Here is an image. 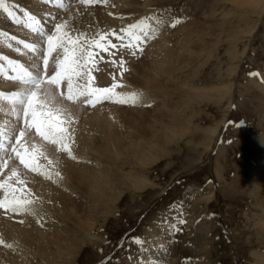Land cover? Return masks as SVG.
I'll use <instances>...</instances> for the list:
<instances>
[{"label": "rangeland", "instance_id": "rangeland-1", "mask_svg": "<svg viewBox=\"0 0 264 264\" xmlns=\"http://www.w3.org/2000/svg\"><path fill=\"white\" fill-rule=\"evenodd\" d=\"M263 6L264 0H155L152 16L162 27L153 38L166 42L163 66L174 70L167 82L158 66L160 96L146 109L156 113L150 125L159 123L160 134L146 131L132 145H146V171L139 174L146 187L125 192L108 215L93 214L96 239L76 264H138L155 242L170 244L173 264H257L264 251V221L254 213L264 204L256 195L264 177V16L250 40L248 32ZM95 10L79 18L101 17ZM74 11L70 19L78 17ZM223 86L229 92L220 95ZM90 201L82 203L84 218ZM159 257L151 264H163V252Z\"/></svg>", "mask_w": 264, "mask_h": 264}, {"label": "bare ground", "instance_id": "bare-ground-1", "mask_svg": "<svg viewBox=\"0 0 264 264\" xmlns=\"http://www.w3.org/2000/svg\"><path fill=\"white\" fill-rule=\"evenodd\" d=\"M109 1H113L116 5L111 7V15L114 17L115 14L120 13V20L127 18L125 24L136 23L145 18H149L151 22L149 34L144 40L146 48L142 53L143 56L137 61L129 62L130 72L126 75L129 89L139 94L141 104L150 103L160 96L159 89L154 85L153 80L166 68L165 79L171 82L174 70L166 65L163 66L166 42L163 39L154 41L153 38V34L160 31L162 27L156 25V17L152 16V14L157 15L156 9L152 8L155 0ZM5 3L9 9L17 11L33 8L31 0H5ZM74 10L76 9H72L71 12ZM2 12L3 9L0 8V43L5 41L2 33L4 30L15 29L6 21ZM107 13L110 14L109 11ZM69 14L70 12L59 13L58 17L60 20H70L69 26L79 30L81 38L95 27L104 28L107 22L103 13L101 17L98 15L93 18L77 17L75 19H70ZM82 14L89 15V11L86 10ZM258 15L256 26L248 32L249 40L256 33L258 23L264 16V6ZM107 25L111 27L113 22L110 21ZM95 51L94 58H96L97 66L91 68L90 75H93L97 83L109 85L110 81L106 76L108 73L105 71L111 74V70L107 69L105 73L101 71L100 65L105 63L104 56L100 50L95 49ZM244 54L245 51L241 53L240 61ZM238 64L236 73L240 67ZM160 65L164 68H158ZM232 90L231 88L230 106L235 96ZM228 92L229 88L223 86L219 94L224 95ZM134 102L135 98L131 96L127 108L125 105H106L92 112L66 105L68 109L64 111V114L70 120V125L67 127V133L70 134V152L62 157L50 150L45 152L47 168L43 177L28 176L22 172L15 177V182L19 180L25 182L16 190L17 194H20L19 198L31 201L30 207L45 219V223L41 228L32 214H28L18 222L21 211L15 215L16 221L0 218V264H76L81 249L96 239L93 235L95 231L93 214L103 212L108 215L125 192L146 187V183L139 176L146 171V145L138 147H132V145L135 143L136 136L146 138V131L160 134L161 128L157 122H154L155 129L150 125L155 119L156 113H152L153 110L148 111L142 107L132 108ZM149 113L151 114L146 117ZM162 128L164 129L165 126ZM217 130L213 132L214 137L210 140L209 148L212 147L211 142L215 139ZM165 136L166 133L162 135V138ZM89 140L91 144H88ZM153 146L150 145L149 148ZM217 152L219 156L220 146ZM216 171H220L217 165ZM256 188V195H259L264 203V177H258ZM118 194L119 196L116 197ZM86 196L90 199H86ZM84 200H91L86 218L82 208ZM111 203L113 208L110 209ZM262 206L259 210L255 209L254 213L264 221V204ZM261 229L264 230V228ZM160 254L161 252L158 251L154 256L160 259ZM256 261L257 264H264V251L263 255L261 253L256 256Z\"/></svg>", "mask_w": 264, "mask_h": 264}, {"label": "snow or ice", "instance_id": "snow-or-ice-1", "mask_svg": "<svg viewBox=\"0 0 264 264\" xmlns=\"http://www.w3.org/2000/svg\"><path fill=\"white\" fill-rule=\"evenodd\" d=\"M89 0H81V3H87ZM0 8H2L5 12H7L10 16L12 15L11 10L8 8L7 4L5 3V0H0ZM29 19H33V17H29ZM31 30L34 33H40L42 35L44 34V29L39 27H33L32 25H29ZM68 28L67 23H54L53 24V30L46 34L45 43L47 45V52L51 53L53 51L54 47V41L59 42V47L63 48L64 52L68 55L65 56V62L71 63L75 67H82V65L79 63V61L76 59V53H80V58H82L85 62L88 59L92 58L93 53L89 51V47H94L97 49H100L101 51L108 52L109 49H118V48H132L133 44L132 41H135V46L139 49V51H143L142 47H139V45L147 39L148 35V29L150 28V25L145 24L144 21H141L139 23H132L128 25L127 28L120 29V32L112 31L110 33H104L99 35V39L92 38L89 41V37L85 36L84 41H89V44L84 47H77V42L81 40V37L77 35L75 39L67 31L62 32V29ZM123 33V35H121ZM125 36L128 37V43L125 44L124 38ZM110 37H115L116 40L121 41L119 45L113 44L111 42ZM68 43L72 45V50L69 52L68 47L66 46ZM24 47L27 49L32 50L33 52L36 51V46L34 44H24ZM111 55H115V53H110ZM133 55L136 53L133 52ZM43 59V65L47 66L49 64V60L46 55L42 56ZM112 63H116V61H112ZM120 66L122 67L124 64L123 59L119 61ZM35 67L37 68V71L35 73L31 71L24 70L22 72V82L27 87L24 89V91L14 94L13 103L18 104L20 107L17 109V119L20 118L21 115L24 117V128H19V137H24L31 128H34L36 133L39 134L41 137L48 139L50 135L53 134L54 129L55 131L60 135L61 142L64 139V132L65 129L58 128L53 123H48L47 129L45 128V125L43 122L38 120L37 112L35 111L34 105L36 104L37 97L44 102V105H52L53 107H56L61 103L60 98L56 95L55 91L50 87L53 85H58L60 83L61 73L56 72L54 75H51L46 81L42 78V69L40 67L39 63L35 64ZM75 67L72 68V71H75ZM126 70V69H125ZM122 75V73H121ZM115 79V77H114ZM118 85H113V87H117ZM68 88L69 90L72 88L71 80L69 79L68 82ZM96 92L101 93H111V88H102V89H95ZM111 95L107 96V99H111ZM73 97L71 94L67 96V100H72ZM121 103H124L126 101H120ZM59 110V109H57ZM29 113H31V124L28 123ZM39 115H44L43 112L39 113ZM49 115H51L49 113ZM70 123V121H69ZM16 131L13 130L12 134L9 135L7 132H4L3 130H0V152H15V158H18L20 160V163L24 165L25 168H28L30 171L35 172L37 170L36 167H30L29 163L25 160L24 156L21 155L20 151L17 150V147L13 145V143H9L8 145H5L3 137L7 136L8 140L10 142H14L15 144H19V140L16 136ZM52 143H57L56 139L53 138ZM4 159L0 157V169L4 167ZM58 175V174H57ZM17 172L15 170L12 171V176L9 177V180L12 179V177H16ZM19 183L23 185L25 182L23 180H19ZM4 187V182L0 181V188ZM30 195V193H29ZM31 203V201L25 200L24 198H21L19 200H13V201H0V208H6V205L11 204L10 211L12 212H19L22 210L20 205L22 204H28ZM8 210V209H6ZM183 222V221H182ZM134 243L137 245H141L143 241L137 237L134 240Z\"/></svg>", "mask_w": 264, "mask_h": 264}]
</instances>
